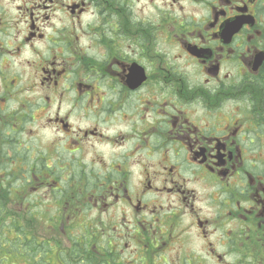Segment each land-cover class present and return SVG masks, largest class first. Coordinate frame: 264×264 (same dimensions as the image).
I'll return each instance as SVG.
<instances>
[{
  "label": "flooded vegetation",
  "instance_id": "af4514ba",
  "mask_svg": "<svg viewBox=\"0 0 264 264\" xmlns=\"http://www.w3.org/2000/svg\"><path fill=\"white\" fill-rule=\"evenodd\" d=\"M0 264H264V0H0Z\"/></svg>",
  "mask_w": 264,
  "mask_h": 264
},
{
  "label": "water",
  "instance_id": "95a60500",
  "mask_svg": "<svg viewBox=\"0 0 264 264\" xmlns=\"http://www.w3.org/2000/svg\"><path fill=\"white\" fill-rule=\"evenodd\" d=\"M259 63H260V62H258V64H257V65H259Z\"/></svg>",
  "mask_w": 264,
  "mask_h": 264
}]
</instances>
